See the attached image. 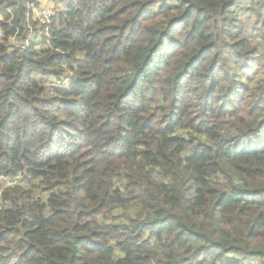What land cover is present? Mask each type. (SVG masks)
I'll return each instance as SVG.
<instances>
[{
    "label": "trees",
    "instance_id": "16d2710c",
    "mask_svg": "<svg viewBox=\"0 0 264 264\" xmlns=\"http://www.w3.org/2000/svg\"><path fill=\"white\" fill-rule=\"evenodd\" d=\"M50 4L0 0V264H264V0Z\"/></svg>",
    "mask_w": 264,
    "mask_h": 264
},
{
    "label": "built area",
    "instance_id": "2783aa9c",
    "mask_svg": "<svg viewBox=\"0 0 264 264\" xmlns=\"http://www.w3.org/2000/svg\"><path fill=\"white\" fill-rule=\"evenodd\" d=\"M35 15L37 14L36 18L39 20V22L45 26V27H50L52 25L53 18L55 16V11L49 7H40L37 10H34ZM3 21V17L0 13V31H1V24ZM10 42H12L13 45L17 46L18 42L16 37L11 38ZM66 84V83H64ZM9 185H11V182H8Z\"/></svg>",
    "mask_w": 264,
    "mask_h": 264
},
{
    "label": "rangeland",
    "instance_id": "374dc122",
    "mask_svg": "<svg viewBox=\"0 0 264 264\" xmlns=\"http://www.w3.org/2000/svg\"><path fill=\"white\" fill-rule=\"evenodd\" d=\"M36 16H37V14H36ZM243 21L245 23L246 29L249 31L250 30L251 21H249L246 17L243 18ZM41 38H42L41 36H37V37L36 36H32L30 41L32 43H40V39ZM5 183H6L5 181L2 182L3 185H5Z\"/></svg>",
    "mask_w": 264,
    "mask_h": 264
},
{
    "label": "crops",
    "instance_id": "0c3cea01",
    "mask_svg": "<svg viewBox=\"0 0 264 264\" xmlns=\"http://www.w3.org/2000/svg\"><path fill=\"white\" fill-rule=\"evenodd\" d=\"M40 4V7H50V0H37Z\"/></svg>",
    "mask_w": 264,
    "mask_h": 264
}]
</instances>
